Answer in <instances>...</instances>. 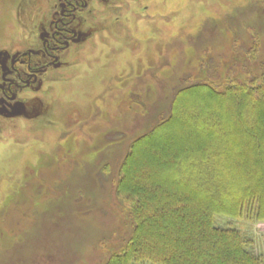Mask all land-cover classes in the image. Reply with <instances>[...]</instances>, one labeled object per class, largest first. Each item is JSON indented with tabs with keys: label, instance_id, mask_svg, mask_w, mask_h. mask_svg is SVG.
<instances>
[{
	"label": "rangeland",
	"instance_id": "1",
	"mask_svg": "<svg viewBox=\"0 0 264 264\" xmlns=\"http://www.w3.org/2000/svg\"><path fill=\"white\" fill-rule=\"evenodd\" d=\"M194 1L202 3L197 16L185 15L182 8L172 25L160 23L162 42L148 48L145 65L133 62L135 74L127 90L117 85L118 76L94 80L92 90L74 104L78 116L69 113L60 120L53 100L43 106L35 103L34 117L41 126L37 133L46 134L45 143H37L26 155H18L15 143L0 147V264L106 262L132 232L131 200L117 192L132 143L168 116L183 88L208 82L223 89L228 83L264 79V0L171 4L191 6ZM44 4L46 0H0V39L6 40L15 25L35 23ZM175 8L171 5L162 14L171 17ZM142 68H147L144 76ZM102 94L108 96L100 103ZM218 101L235 120L233 105ZM190 104L191 110L198 107L194 100ZM194 115L188 112L184 122ZM181 127L178 131L186 136L178 135L177 144L194 148L189 129ZM161 136L169 138L166 132ZM152 153L144 149L142 154ZM216 223L252 240V251L264 261V221L251 213L238 220L219 216Z\"/></svg>",
	"mask_w": 264,
	"mask_h": 264
},
{
	"label": "trees",
	"instance_id": "2",
	"mask_svg": "<svg viewBox=\"0 0 264 264\" xmlns=\"http://www.w3.org/2000/svg\"><path fill=\"white\" fill-rule=\"evenodd\" d=\"M218 99L233 105L235 120ZM193 100L201 102L191 110ZM181 126L194 148L177 144ZM117 192L131 200L132 232L103 264H264L252 240L216 223L251 213L264 221V79L179 90L168 116L132 143Z\"/></svg>",
	"mask_w": 264,
	"mask_h": 264
},
{
	"label": "flooded vegetation",
	"instance_id": "3",
	"mask_svg": "<svg viewBox=\"0 0 264 264\" xmlns=\"http://www.w3.org/2000/svg\"><path fill=\"white\" fill-rule=\"evenodd\" d=\"M171 1L46 0L35 23L11 28L9 37L0 39V147L15 143L18 155H26L37 143H45L46 134L37 133L41 127L34 117L37 104L53 100L60 120L69 113L77 115L74 104L92 90L94 80L118 76L117 85L127 90L135 74L133 62L145 65L148 48L162 42L160 23L172 25L176 10L182 8L185 15L195 17L202 4ZM170 4L176 8L166 17L162 12ZM118 63L123 65L116 67ZM58 91L67 97H56ZM103 95L98 102L105 101L108 95Z\"/></svg>",
	"mask_w": 264,
	"mask_h": 264
}]
</instances>
